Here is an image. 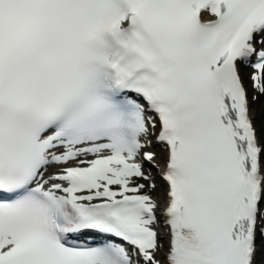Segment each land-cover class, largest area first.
<instances>
[{
    "label": "snow or ice",
    "instance_id": "6c2138e0",
    "mask_svg": "<svg viewBox=\"0 0 264 264\" xmlns=\"http://www.w3.org/2000/svg\"><path fill=\"white\" fill-rule=\"evenodd\" d=\"M0 264H264V0H0Z\"/></svg>",
    "mask_w": 264,
    "mask_h": 264
}]
</instances>
